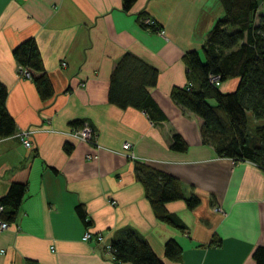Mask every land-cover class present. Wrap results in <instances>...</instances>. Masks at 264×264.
Returning a JSON list of instances; mask_svg holds the SVG:
<instances>
[{
	"label": "crops",
	"instance_id": "0c3cea01",
	"mask_svg": "<svg viewBox=\"0 0 264 264\" xmlns=\"http://www.w3.org/2000/svg\"><path fill=\"white\" fill-rule=\"evenodd\" d=\"M121 5L0 0V82L16 126L0 138V196L13 182L26 184L14 220L0 230V264H130L114 261L106 248L124 228L140 234L163 264H255L251 251L264 246V168L218 156L202 142V120L170 97L172 87L187 83L183 54L200 49L221 14L218 0H135L127 10ZM138 14L159 31L140 27ZM27 37L34 38L53 87L45 101L11 54ZM124 52L157 69L149 88L154 108L108 102L109 75ZM226 82L221 92L234 90L237 78ZM73 120L89 123L97 147L69 135ZM30 127L35 129L26 148L16 133ZM173 134L183 140V150L171 148ZM124 141L135 159L121 152ZM135 162L175 177L184 196L198 198L193 208L183 199L163 203L181 228L155 217L134 176ZM87 229L102 239L83 241ZM170 238L181 248L179 260L164 256Z\"/></svg>",
	"mask_w": 264,
	"mask_h": 264
},
{
	"label": "trees",
	"instance_id": "16d2710c",
	"mask_svg": "<svg viewBox=\"0 0 264 264\" xmlns=\"http://www.w3.org/2000/svg\"><path fill=\"white\" fill-rule=\"evenodd\" d=\"M135 0H122L127 10ZM221 14L207 31L200 49L183 54L187 83L183 87H172L171 99L184 111L191 112L202 120L200 133L202 142L214 147L218 156L234 161L249 160L264 168V123L247 127L251 117L264 119V13L255 15L264 0H218ZM140 27L159 31L154 23L137 15ZM11 54L18 68L28 73L41 101L53 95L49 81L33 37L18 42ZM218 78L219 85L237 78L232 91L221 92L219 86L210 81ZM157 69L129 52H124L114 64L108 80L107 100L119 108L133 107L148 110L154 108L149 88L156 83ZM6 88L0 82V138L16 131L14 120L5 108ZM80 120L69 125L79 126ZM171 148L183 150L185 144L179 135H172ZM69 152L71 146L64 145ZM134 176L145 190L155 217L181 228L180 224L163 208L168 200L183 199L188 208L199 202L194 194L184 196L179 181L164 172L154 170L142 162H135ZM26 192V184L11 183L0 196V218L12 221ZM85 225L83 207H75ZM209 245L212 242L208 243ZM114 261L130 264H163L147 242L131 228H124L109 244ZM163 253L169 260H179L181 248L170 238L165 241ZM255 264H264V246L257 245L251 251Z\"/></svg>",
	"mask_w": 264,
	"mask_h": 264
},
{
	"label": "built area",
	"instance_id": "2783aa9c",
	"mask_svg": "<svg viewBox=\"0 0 264 264\" xmlns=\"http://www.w3.org/2000/svg\"><path fill=\"white\" fill-rule=\"evenodd\" d=\"M146 22L153 23L151 20L146 19ZM64 61H61V65H64ZM19 72L21 75L28 77V73L23 68H19ZM211 83H213L215 86H219L218 78L216 76L210 77ZM34 127L30 128H24L20 129L16 135L20 141V143L23 145V147L29 148L31 147V134L34 132ZM69 135H71L73 138L80 139L92 147H97L96 142V133L93 131V129L90 127L89 123L85 120L81 121L79 126H71L69 127ZM121 152L130 159H135V155L133 153V150L131 148V144L128 141H124L121 144ZM88 158H91V155H87ZM2 209V205L0 204V211ZM215 209H218L215 208ZM9 225V222L3 220L0 218V230H3L7 228ZM81 239L83 241H90L95 240L99 241L102 239V236L100 234H94L91 233L88 229L83 232L81 235ZM107 249H109V245L106 246Z\"/></svg>",
	"mask_w": 264,
	"mask_h": 264
},
{
	"label": "rangeland",
	"instance_id": "374dc122",
	"mask_svg": "<svg viewBox=\"0 0 264 264\" xmlns=\"http://www.w3.org/2000/svg\"><path fill=\"white\" fill-rule=\"evenodd\" d=\"M256 14L255 15H259L260 13H264V7L262 5L259 6V8L257 9V11L255 12ZM219 88L220 89H223V90H226L228 88V82L226 83H221L219 85ZM226 92V91H225ZM248 117H249V120H248V123H247V127L249 129V127L255 125V124H259V123H264V119L262 120V122L254 119L251 117L250 113H248Z\"/></svg>",
	"mask_w": 264,
	"mask_h": 264
}]
</instances>
